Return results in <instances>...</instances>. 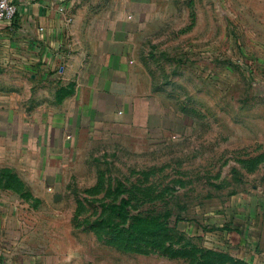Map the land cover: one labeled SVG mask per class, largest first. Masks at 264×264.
Returning <instances> with one entry per match:
<instances>
[{
    "label": "rangeland",
    "instance_id": "1",
    "mask_svg": "<svg viewBox=\"0 0 264 264\" xmlns=\"http://www.w3.org/2000/svg\"><path fill=\"white\" fill-rule=\"evenodd\" d=\"M158 2L134 76L165 108L160 124L83 134L51 159L59 188H32L19 143L0 144V165L10 166L0 169L1 228L22 233L11 237L13 255L26 247L31 264L264 263L251 222L264 212V0ZM3 75L0 65V88L11 89ZM138 215L165 228L135 230Z\"/></svg>",
    "mask_w": 264,
    "mask_h": 264
},
{
    "label": "crops",
    "instance_id": "2",
    "mask_svg": "<svg viewBox=\"0 0 264 264\" xmlns=\"http://www.w3.org/2000/svg\"><path fill=\"white\" fill-rule=\"evenodd\" d=\"M15 1L17 21L10 25L0 19V65L5 83L15 82L11 89L0 88V144L19 143V157L31 167L22 171L32 188H59L63 172L51 159L65 157L83 134L114 130L119 136V125L161 123L165 108L139 88L134 76L159 2ZM2 215L0 240L6 251L0 264H31L26 247L27 253L13 255L11 237L22 233L1 228ZM251 222L264 253V212L251 214Z\"/></svg>",
    "mask_w": 264,
    "mask_h": 264
},
{
    "label": "trees",
    "instance_id": "3",
    "mask_svg": "<svg viewBox=\"0 0 264 264\" xmlns=\"http://www.w3.org/2000/svg\"><path fill=\"white\" fill-rule=\"evenodd\" d=\"M165 225V220H160L146 215H138L136 216V219L131 222L130 227L138 231L154 233L163 230Z\"/></svg>",
    "mask_w": 264,
    "mask_h": 264
},
{
    "label": "built area",
    "instance_id": "4",
    "mask_svg": "<svg viewBox=\"0 0 264 264\" xmlns=\"http://www.w3.org/2000/svg\"><path fill=\"white\" fill-rule=\"evenodd\" d=\"M18 10L19 6L15 0H0V19L7 20L10 25L17 21Z\"/></svg>",
    "mask_w": 264,
    "mask_h": 264
}]
</instances>
